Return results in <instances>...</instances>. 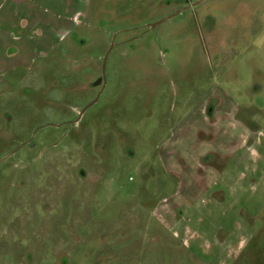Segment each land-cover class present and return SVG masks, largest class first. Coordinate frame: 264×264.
I'll use <instances>...</instances> for the list:
<instances>
[{"label": "rangeland", "instance_id": "1", "mask_svg": "<svg viewBox=\"0 0 264 264\" xmlns=\"http://www.w3.org/2000/svg\"><path fill=\"white\" fill-rule=\"evenodd\" d=\"M0 264H264V0H0Z\"/></svg>", "mask_w": 264, "mask_h": 264}, {"label": "water", "instance_id": "2", "mask_svg": "<svg viewBox=\"0 0 264 264\" xmlns=\"http://www.w3.org/2000/svg\"><path fill=\"white\" fill-rule=\"evenodd\" d=\"M159 22H162L161 20H159L156 24H158ZM155 24H151L149 27L154 26ZM112 48V44L109 45L108 49L105 51L103 59H101V75L99 76V78L96 80V82L94 83V85H97L99 81H101V88L100 91H98V93L96 94L95 98L93 100H91L90 102H88L80 111H79V115L87 108L89 107L91 104L95 103L97 101V98L100 94L101 91H103V88L105 86V61L107 59L108 53L110 51V49Z\"/></svg>", "mask_w": 264, "mask_h": 264}, {"label": "flooded vegetation", "instance_id": "3", "mask_svg": "<svg viewBox=\"0 0 264 264\" xmlns=\"http://www.w3.org/2000/svg\"><path fill=\"white\" fill-rule=\"evenodd\" d=\"M98 78H99V77H98ZM98 78H97V79H98ZM97 79H96V80H97ZM97 85L99 86V90H100V88H101V81H99Z\"/></svg>", "mask_w": 264, "mask_h": 264}]
</instances>
